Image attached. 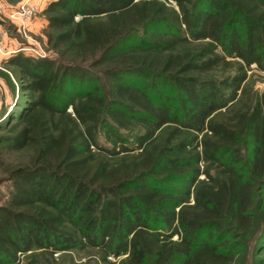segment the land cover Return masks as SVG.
<instances>
[{"label": "trees", "instance_id": "trees-1", "mask_svg": "<svg viewBox=\"0 0 264 264\" xmlns=\"http://www.w3.org/2000/svg\"><path fill=\"white\" fill-rule=\"evenodd\" d=\"M172 1L51 0L56 57L8 58L0 264L86 249L104 264H264V95L243 103L264 68V0Z\"/></svg>", "mask_w": 264, "mask_h": 264}, {"label": "rangeland", "instance_id": "rangeland-1", "mask_svg": "<svg viewBox=\"0 0 264 264\" xmlns=\"http://www.w3.org/2000/svg\"><path fill=\"white\" fill-rule=\"evenodd\" d=\"M21 1L22 0H0V33L6 34V46L9 49L7 52L0 53V113L5 109L9 110L19 95L18 83L13 75L12 67L7 63L8 58L12 54L19 51L23 52L24 54L34 56L31 54V51L18 50V44L21 43V41H25L27 43L29 42L30 44H33V46L41 48L45 53L44 56L51 55L56 57V54H54V49L50 48L47 43V32L51 30H49L47 27V16L44 12V9L51 0H36V3L38 4V11L32 18L31 22H37V28L32 29L29 24V37H24L22 34H20L16 28V24L8 18L9 12L14 9ZM160 1L164 2L168 8L177 9L175 3L172 0ZM100 18H105V16ZM229 71L230 69L220 66L209 72V75L222 76ZM87 83L84 82L81 89L87 90L90 86H93L92 84L88 85ZM74 86V89H78L79 87L77 82ZM244 86L246 90L243 103H249L254 100V98L263 96L264 68H258L255 64H251ZM99 139L102 144L109 145V143H107L103 137V134L99 135ZM31 154L32 149L30 147L20 151L6 153L3 161L4 165L2 167L11 164L27 163ZM213 171H215V169H213ZM200 178H203V175H201ZM7 192L8 183H0V204L5 202ZM173 239H177V237L174 236ZM233 240L235 239L230 235L225 234L224 236H221L220 243L225 245L231 243ZM251 244L254 245V242ZM107 260L111 263L117 264L120 258L109 256L107 257ZM248 260L249 259H243L242 264H248ZM56 261L57 264H104L102 254L95 249H86L83 251L74 250L64 254L56 255Z\"/></svg>", "mask_w": 264, "mask_h": 264}, {"label": "built area", "instance_id": "built-area-1", "mask_svg": "<svg viewBox=\"0 0 264 264\" xmlns=\"http://www.w3.org/2000/svg\"><path fill=\"white\" fill-rule=\"evenodd\" d=\"M38 11V4L34 0H22L14 9H12L8 18L16 24V28L24 37H29V24ZM6 34L0 33V53L9 51L6 46ZM18 50L31 51L35 57H42L45 55L41 48L33 46L29 42L19 43ZM14 51V50H13Z\"/></svg>", "mask_w": 264, "mask_h": 264}, {"label": "crops", "instance_id": "crops-1", "mask_svg": "<svg viewBox=\"0 0 264 264\" xmlns=\"http://www.w3.org/2000/svg\"><path fill=\"white\" fill-rule=\"evenodd\" d=\"M36 2V0H34ZM30 26L31 28L33 29H36L37 28V22H30Z\"/></svg>", "mask_w": 264, "mask_h": 264}]
</instances>
